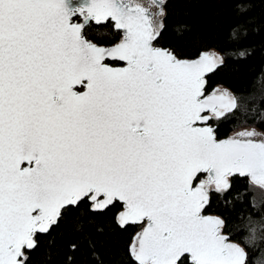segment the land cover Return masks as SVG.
<instances>
[{"label": "snow or ice", "instance_id": "6c2138e0", "mask_svg": "<svg viewBox=\"0 0 264 264\" xmlns=\"http://www.w3.org/2000/svg\"><path fill=\"white\" fill-rule=\"evenodd\" d=\"M220 2L235 54L164 42L165 0H0V264L41 237L59 264H264V131L221 135L246 92L207 88L255 53L264 0ZM214 199L243 202L231 230Z\"/></svg>", "mask_w": 264, "mask_h": 264}, {"label": "trees", "instance_id": "16d2710c", "mask_svg": "<svg viewBox=\"0 0 264 264\" xmlns=\"http://www.w3.org/2000/svg\"><path fill=\"white\" fill-rule=\"evenodd\" d=\"M167 7L166 29L162 40L176 45L185 52L194 51L197 47L205 46L209 49L226 50L230 54L237 53L241 45L234 43L235 38L230 35V16L227 7L220 0H165ZM256 15H260V8L254 9ZM264 31V29H262ZM248 41L257 46L254 54L247 60L229 59L225 66L207 76V88L211 90L217 86L229 88L233 91L244 90L246 98L241 100L240 108L236 115L219 125L221 135H228L240 126H253L259 131H264V96L259 94V85L253 87V79L259 77L258 68L261 64L262 50L259 48L264 43V36L250 35ZM250 96V98H248ZM243 184L244 181L238 182ZM235 191V188H234ZM259 203V198H258ZM244 209L241 200L234 201L233 205L225 206L222 200H213L209 212L223 213L229 218L230 230L239 220V214ZM255 212L257 218L261 213L253 208L245 210ZM126 236V233L123 234ZM123 246L121 235L113 232L109 237V243ZM46 238L41 237V247L34 253L36 264H59L60 256L54 255L51 260L45 261L43 252L47 248ZM106 264H113L118 259L115 248L107 251L104 245H98ZM89 264H97V261L88 257Z\"/></svg>", "mask_w": 264, "mask_h": 264}, {"label": "rangeland", "instance_id": "374dc122", "mask_svg": "<svg viewBox=\"0 0 264 264\" xmlns=\"http://www.w3.org/2000/svg\"><path fill=\"white\" fill-rule=\"evenodd\" d=\"M221 88H223L222 86H220ZM242 128H254L253 126H250V125H247V126H240V127H237L236 129H234L231 133H233V132H237V131H239L240 129H242ZM256 129V128H255ZM257 130V129H256ZM257 132H262V131H259V130H257ZM230 133V134H231Z\"/></svg>", "mask_w": 264, "mask_h": 264}, {"label": "water", "instance_id": "95a60500", "mask_svg": "<svg viewBox=\"0 0 264 264\" xmlns=\"http://www.w3.org/2000/svg\"><path fill=\"white\" fill-rule=\"evenodd\" d=\"M220 87V86H219ZM224 88V87H223Z\"/></svg>", "mask_w": 264, "mask_h": 264}]
</instances>
